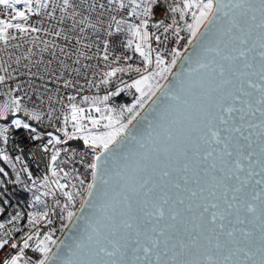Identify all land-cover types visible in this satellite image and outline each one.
I'll list each match as a JSON object with an SVG mask.
<instances>
[{"label": "water", "instance_id": "obj_1", "mask_svg": "<svg viewBox=\"0 0 264 264\" xmlns=\"http://www.w3.org/2000/svg\"><path fill=\"white\" fill-rule=\"evenodd\" d=\"M212 3L44 264H264V0Z\"/></svg>", "mask_w": 264, "mask_h": 264}, {"label": "built area", "instance_id": "obj_2", "mask_svg": "<svg viewBox=\"0 0 264 264\" xmlns=\"http://www.w3.org/2000/svg\"><path fill=\"white\" fill-rule=\"evenodd\" d=\"M203 1L0 0V264H44L91 182L107 113L134 122L138 84L172 72Z\"/></svg>", "mask_w": 264, "mask_h": 264}, {"label": "rangeland", "instance_id": "obj_3", "mask_svg": "<svg viewBox=\"0 0 264 264\" xmlns=\"http://www.w3.org/2000/svg\"><path fill=\"white\" fill-rule=\"evenodd\" d=\"M212 8V0L203 1L194 23L195 33H197L202 27V25L205 23L209 14L212 11ZM168 75V71L161 72L155 77H148L138 84V88L140 90L141 95L137 113L141 112V110L145 108L148 102L152 99V97L156 94V92L160 89L165 80L168 78ZM93 100L99 102L101 101V98H95ZM107 114H109L107 115L109 117L108 128L103 133L96 136L91 143V146H93L97 150V153L101 149H104L111 145L113 142H115L119 137H121L125 133L128 128L127 125L122 122L120 112H111Z\"/></svg>", "mask_w": 264, "mask_h": 264}]
</instances>
